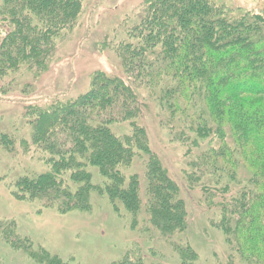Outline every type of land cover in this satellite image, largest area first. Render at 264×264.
<instances>
[{
	"label": "trees",
	"instance_id": "16d2710c",
	"mask_svg": "<svg viewBox=\"0 0 264 264\" xmlns=\"http://www.w3.org/2000/svg\"><path fill=\"white\" fill-rule=\"evenodd\" d=\"M86 1L3 0L0 21L8 30L0 29V87H14L20 71L37 78ZM256 1L244 7L144 0L133 21L119 27V40L103 44L122 74L100 71L88 92L67 102L26 105L30 138L0 135V146L35 152L47 165L20 176L13 196L64 214L89 209L93 191L106 194L116 210L121 204L131 214L132 228L144 224L151 246L156 240L170 251L172 264H202L190 236L186 187L152 150L143 124L156 109L169 141L184 148L187 187L201 192L207 221L224 237L225 253H213L210 264H264V0ZM141 157L144 194L137 174L127 178L124 171ZM25 249L37 264H70ZM111 264L163 262L131 248Z\"/></svg>",
	"mask_w": 264,
	"mask_h": 264
},
{
	"label": "rangeland",
	"instance_id": "374dc122",
	"mask_svg": "<svg viewBox=\"0 0 264 264\" xmlns=\"http://www.w3.org/2000/svg\"><path fill=\"white\" fill-rule=\"evenodd\" d=\"M143 1H86L77 26L71 34L60 39L47 68L37 78L30 71L16 72L15 78L20 82L6 91L0 87V135L15 133L18 139L30 138L31 128L23 116L26 105L46 107L53 102H67L88 92L94 75L100 71L108 75L122 74V67L112 48L105 49L103 44L119 40V27L125 22L127 25L131 17L140 13ZM226 2L230 6L251 7L257 1ZM2 3L3 0H0ZM0 29L8 30L6 21H0ZM1 34L4 35L3 32ZM156 114V109L152 110L143 121L151 148L162 158L181 188L186 187L184 190L182 188V196L191 223V240L199 250L200 263L210 264L213 253L217 252L220 256L225 253L224 237L207 221V211L199 199L201 192L199 196L196 190L187 187L189 183L182 173L187 161L183 156L184 148L169 141L167 131L159 124ZM46 169V163L35 152L23 153L21 147L13 152L0 146V226H5L4 233H11L6 235L0 232V264H37L25 248L43 250L70 264H111L134 248L143 249L148 261L172 264L170 251L156 244L160 243L156 240L151 246L142 237L145 235L141 230L144 224L132 228L131 214L121 204H118L119 211L116 210L106 194L93 191L89 209H76L64 214L55 208H43L39 202L20 201L13 196L12 185L20 176L26 173L40 174ZM124 171L127 178L137 174L141 181V192L146 193V158H135ZM95 180L101 181V176L98 175ZM11 236L14 240L8 243L6 240ZM15 240L22 246L12 245ZM134 243L138 245L134 246Z\"/></svg>",
	"mask_w": 264,
	"mask_h": 264
}]
</instances>
